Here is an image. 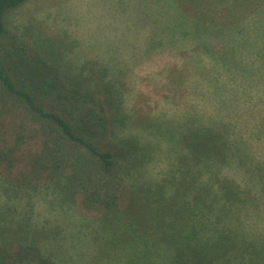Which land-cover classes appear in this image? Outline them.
<instances>
[{"label": "trees", "instance_id": "16d2710c", "mask_svg": "<svg viewBox=\"0 0 264 264\" xmlns=\"http://www.w3.org/2000/svg\"><path fill=\"white\" fill-rule=\"evenodd\" d=\"M27 1L0 0V187L8 200H21L0 209V264H63L51 245L60 223L42 227L32 210L41 184L57 192L59 205L73 211L80 194L95 213L86 223L94 236L87 264H264V85L257 83L264 11L251 21L254 14L244 15L254 0H167L164 20L161 10L154 14L149 32L187 29L179 20L204 26L201 48L210 55L209 37L238 40L219 56L224 73L210 70L207 78L206 98L223 109L193 112L181 145L161 165L148 144L110 139L109 113L101 127L88 124L83 111H96L85 104L94 86L84 67L69 86L37 50L31 53L46 67L12 60L32 45L6 26V15ZM14 114L22 121L9 138L5 119ZM28 191L31 208L22 209Z\"/></svg>", "mask_w": 264, "mask_h": 264}, {"label": "rangeland", "instance_id": "374dc122", "mask_svg": "<svg viewBox=\"0 0 264 264\" xmlns=\"http://www.w3.org/2000/svg\"><path fill=\"white\" fill-rule=\"evenodd\" d=\"M250 2L253 4L244 18L254 14L249 18L252 21L263 15L264 0ZM168 4L167 0H28L6 15V26L32 45L29 53L21 50L12 60L27 58L33 65L37 62L46 67L31 53L37 50L48 57L51 75H58L69 86H72L69 80L81 71L77 68L84 67L85 81L94 86L85 104L96 111H83L88 124L96 122L101 127L109 113L115 132L110 139L120 143L142 141L152 148L150 156L160 157L161 165L168 164L175 154L173 149L184 140L187 118L200 110L223 109L217 99L212 103L206 98L207 78L210 70L224 73L219 56L238 43L233 36L209 37L213 54L210 55L201 48L206 45V28L190 20H179V25L187 29L160 25L159 30L149 32L154 14L161 10L158 16L164 20ZM223 11L216 15L222 20ZM250 34L257 38L253 30ZM245 46L237 51L245 54ZM257 80L259 85H264V71ZM101 85L107 94L101 92ZM174 88L177 94H173ZM237 105L246 106L243 102ZM21 121L20 115L6 118L7 129L3 130L6 136L11 138ZM28 192L31 194L22 193V209L31 208L26 205L32 198V191ZM55 194L52 188L41 184L33 195L32 210L42 227L60 223L56 230L58 238H53L51 245L63 264H87L94 236L87 231L86 223L96 215L81 206L80 194L76 195L73 211L59 205ZM7 196L0 187L1 210L10 203L21 202L20 196L15 201Z\"/></svg>", "mask_w": 264, "mask_h": 264}]
</instances>
